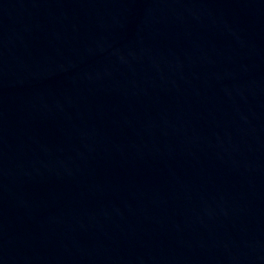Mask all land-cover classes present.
<instances>
[{
  "label": "water",
  "instance_id": "water-1",
  "mask_svg": "<svg viewBox=\"0 0 264 264\" xmlns=\"http://www.w3.org/2000/svg\"><path fill=\"white\" fill-rule=\"evenodd\" d=\"M0 264H264V0H0Z\"/></svg>",
  "mask_w": 264,
  "mask_h": 264
}]
</instances>
